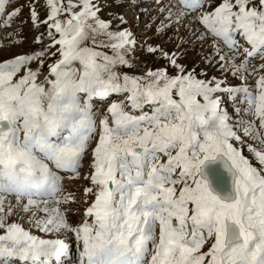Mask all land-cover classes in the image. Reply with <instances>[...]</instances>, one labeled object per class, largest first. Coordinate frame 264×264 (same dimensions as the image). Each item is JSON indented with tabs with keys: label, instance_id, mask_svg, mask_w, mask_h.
<instances>
[{
	"label": "snow or ice",
	"instance_id": "1",
	"mask_svg": "<svg viewBox=\"0 0 264 264\" xmlns=\"http://www.w3.org/2000/svg\"><path fill=\"white\" fill-rule=\"evenodd\" d=\"M149 2L177 51L114 2L0 0L45 28L0 59V264H264V0ZM139 50L162 62L125 71Z\"/></svg>",
	"mask_w": 264,
	"mask_h": 264
},
{
	"label": "rangeland",
	"instance_id": "2",
	"mask_svg": "<svg viewBox=\"0 0 264 264\" xmlns=\"http://www.w3.org/2000/svg\"><path fill=\"white\" fill-rule=\"evenodd\" d=\"M14 3H22L26 4L27 0H13ZM40 4H43V0H38ZM106 2L111 5L113 2L118 7H107L104 11L105 18L108 17L109 13H115L118 15H122L125 20L128 21L126 25L134 34V36L138 39V48L139 45L143 44L147 45H156L164 47L167 51H177L176 37L173 36L172 40H168V35L171 33H166L164 35H159L154 32L156 26L160 23L159 19H156V12L154 10L148 12H141L138 10L139 5L135 3L130 4L129 0H106ZM142 3L147 5L150 9L154 6L149 2V0H142ZM41 16L43 18V10L40 9ZM151 17V20H150ZM162 19V17H161ZM154 21V22H153ZM151 24V27H146V25ZM45 28L41 25L39 28H36L29 18V11L28 8L25 7L21 12L19 17L13 19V22L10 27H3L0 29V38H1V46L0 48L3 50L2 58H11L13 54H23L25 52L31 51L35 48L42 47L40 44L34 43L35 38L41 33L44 32ZM16 32L18 33L15 36H10L7 40L3 39L7 33ZM184 35V29H180V36ZM10 40H19L20 43H10ZM50 43L48 40H44V44ZM183 48H187L188 51L185 54L184 61L185 63H191L193 60L199 64L200 58L206 54V52H211V49L208 48L205 52H198L200 45H197L196 49L190 48L187 44L181 46V50ZM4 54V55H3ZM137 56V67L134 69H125V71H129L132 74H140L141 69L145 66L147 67H155L157 64L161 63L162 61L158 59V54L153 55L147 53L146 50H139L136 53ZM122 99V98H121ZM229 104V102L227 101ZM226 103V106L228 104ZM101 112L105 110L101 109ZM247 154V153H245ZM67 191L75 192L77 197L79 198V203L73 205L74 214H70V220L73 223L79 221L80 216L82 215L83 208L85 205L83 204L82 198V188L78 186V183L72 182L67 183L66 186ZM35 231V230H34Z\"/></svg>",
	"mask_w": 264,
	"mask_h": 264
},
{
	"label": "bare ground",
	"instance_id": "3",
	"mask_svg": "<svg viewBox=\"0 0 264 264\" xmlns=\"http://www.w3.org/2000/svg\"><path fill=\"white\" fill-rule=\"evenodd\" d=\"M0 29H2V28H0ZM1 38H0V46H1ZM1 53H3V50L0 48V56H2V54ZM4 55V54H3ZM3 59V58H2ZM122 98V97H121ZM230 104H231V101H230ZM229 105V104H228ZM102 108H106V105H101V109ZM67 183H72V181H68V180H66L65 181V188H66V186H67Z\"/></svg>",
	"mask_w": 264,
	"mask_h": 264
}]
</instances>
